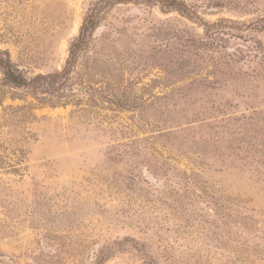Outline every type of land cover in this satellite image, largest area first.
<instances>
[{"label":"rangeland","instance_id":"rangeland-1","mask_svg":"<svg viewBox=\"0 0 264 264\" xmlns=\"http://www.w3.org/2000/svg\"><path fill=\"white\" fill-rule=\"evenodd\" d=\"M176 1L0 0V264H264V0Z\"/></svg>","mask_w":264,"mask_h":264},{"label":"trees","instance_id":"trees-1","mask_svg":"<svg viewBox=\"0 0 264 264\" xmlns=\"http://www.w3.org/2000/svg\"><path fill=\"white\" fill-rule=\"evenodd\" d=\"M162 5L168 6L170 8L174 9H180L179 8V2L176 0H164L162 2ZM95 24V15L94 13H91L89 16H87L84 20V23L80 30V35L77 39V41L71 46V56H75L77 52L80 51V49L86 44L88 32L89 30H92L94 28ZM0 66L3 69L4 72V81L12 85L16 88H24L28 86L30 83L20 74V72L13 66L9 61H4L0 59ZM39 78L45 79L43 76H39ZM20 154H22L21 151H19Z\"/></svg>","mask_w":264,"mask_h":264}]
</instances>
